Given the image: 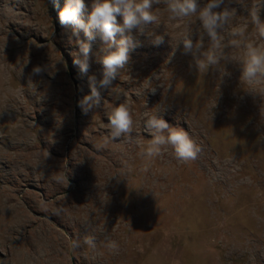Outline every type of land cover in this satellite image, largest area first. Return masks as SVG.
<instances>
[{
  "label": "rangeland",
  "instance_id": "374dc122",
  "mask_svg": "<svg viewBox=\"0 0 264 264\" xmlns=\"http://www.w3.org/2000/svg\"><path fill=\"white\" fill-rule=\"evenodd\" d=\"M65 3L0 0V264H264V84L242 82L235 62L224 64L223 77L212 68L200 74L175 44L185 21L154 5L164 42L134 30L140 46L112 86L99 89L101 106L85 114L79 101L90 94L88 77L100 78L102 41L79 29L91 45L81 73L73 26L59 22ZM84 3L88 23L92 0ZM228 6L236 9L233 25L249 19L251 0ZM259 15L264 21V7ZM232 54L243 58L244 50ZM38 65L50 73L29 81ZM119 102L132 109L130 140L108 128ZM158 108L201 152L184 162L167 149L143 173L137 153L151 139L144 113ZM125 164L127 175L112 177ZM85 235L96 237L94 249Z\"/></svg>",
  "mask_w": 264,
  "mask_h": 264
},
{
  "label": "clouds",
  "instance_id": "9594fccd",
  "mask_svg": "<svg viewBox=\"0 0 264 264\" xmlns=\"http://www.w3.org/2000/svg\"><path fill=\"white\" fill-rule=\"evenodd\" d=\"M233 2L234 0H207L201 5L200 0H92L88 23H85L81 18L86 8L84 0H66L59 12V22L61 25L73 26V35L78 46V51L73 53V62L81 73L87 74L89 71L91 45L79 39V29H83L89 41L97 38L102 41L101 54L96 60L101 65L100 78L98 79L95 74L88 77L90 94L79 101L82 111L87 114L101 106L99 89H108L112 86L113 81L119 78L122 70L125 69L130 50L140 46V42L132 35L134 30L140 35L151 37L154 45L158 46L164 42V36L155 32L161 23L154 5H163L169 20L185 21V30L175 44L182 45L184 54L193 57L195 67L200 74H205L212 68L218 70L223 77L228 75L224 64L235 62L240 66L242 82L264 84V45L258 43L264 41V21L259 15L261 7H264V0H251L249 19L238 25H233L236 9L228 6ZM235 2L246 6V0H235ZM222 6L223 10L217 11ZM193 25H196L195 31L198 33L195 42ZM250 25L251 32H249ZM233 49H243V58L233 55ZM23 68L18 73L19 76L23 75ZM45 71L50 73L48 66L33 67L29 81L33 82V76L41 75ZM151 91L155 93L156 89L151 87ZM248 92L258 95L254 89ZM161 111L163 109L158 108L155 112L144 113L146 118L144 126L151 139L146 145L141 146L137 153L142 161L140 171L143 173H147L154 160L167 149H171L177 160L184 162L197 159L201 152L200 146L189 133L183 128L171 126L160 114ZM107 119L112 138L121 136L128 140L132 138L135 120L129 103H113L107 113ZM106 146V140L97 145L98 148ZM48 156L49 153L46 152L44 163ZM130 170L125 164L120 173L112 177L122 178ZM56 214H60L59 210ZM88 226L86 222L85 227ZM83 243L94 249L96 237L85 235ZM79 246V240H72L73 249ZM104 246L114 253L119 251L118 243L110 238H106Z\"/></svg>",
  "mask_w": 264,
  "mask_h": 264
}]
</instances>
